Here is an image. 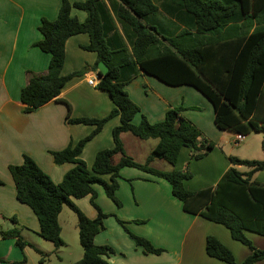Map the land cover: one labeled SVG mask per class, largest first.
Listing matches in <instances>:
<instances>
[{
	"label": "trees",
	"instance_id": "16d2710c",
	"mask_svg": "<svg viewBox=\"0 0 264 264\" xmlns=\"http://www.w3.org/2000/svg\"><path fill=\"white\" fill-rule=\"evenodd\" d=\"M250 4V0H61L55 19H40L41 38L32 45L49 53L50 59L45 71H25L26 81L20 91L23 112L35 111L56 99L69 79L85 72L83 68L61 74L65 41L77 33L89 36V43L81 47L96 52L93 68L98 72L100 61L108 66L96 87L106 91L114 105L102 118L69 117L67 113V122L94 125V129L76 143L70 142L65 148L51 152L56 164H74L59 183L53 182L27 154L20 164L8 166L17 199L28 205L38 219L37 234L56 249L64 244L58 221L62 207L67 205L75 212L83 254L71 264H109L104 255L112 249L93 241L104 229L103 219L107 216L95 202L94 186L101 185L107 197L119 205L115 191L119 170L125 166L167 180L185 212L224 225L233 239L251 250L237 263L228 247L208 235L205 250L209 256L227 264H254L264 258V249L255 248L244 232L249 230L264 236V183L251 181L253 173L264 169V158L244 159L231 155L229 160L233 166L214 186L188 190L183 180L191 177V173L174 168L180 149L188 148L190 157L198 159L214 147V142L182 115V106L169 107L161 121L151 123L141 115L140 121L133 123L140 108L124 89L139 70L170 85L189 84L211 102L214 122L219 129L242 135L264 131V122L253 118L264 84V27L236 39L221 40L220 33L222 27L246 14ZM253 4L263 6L264 0H254ZM71 8L85 11V19L81 21L71 15ZM172 18L177 24L165 30L164 22ZM114 115L120 118V123L112 129L114 145L98 150L89 170L80 157L81 150ZM122 134L134 140L135 147L148 139H154L155 143L140 161L136 159L134 145L127 146ZM262 149L264 151V143ZM155 161L170 168L162 169ZM234 165L249 169L241 172ZM106 174L108 181L103 178ZM86 195L97 210L95 218L87 217L72 201ZM115 218L143 253L162 251L147 238L132 233L126 221ZM9 219L17 223L15 217ZM0 237L14 238L20 249L27 244L15 226L0 230ZM25 262L24 256L10 264Z\"/></svg>",
	"mask_w": 264,
	"mask_h": 264
},
{
	"label": "crops",
	"instance_id": "0c3cea01",
	"mask_svg": "<svg viewBox=\"0 0 264 264\" xmlns=\"http://www.w3.org/2000/svg\"><path fill=\"white\" fill-rule=\"evenodd\" d=\"M250 2L246 14L238 21L221 28V40L236 39L244 33L249 34L264 27V5L258 7L253 4L254 0ZM60 3L61 0H0V230L12 228V224L19 229L25 227L26 230L30 228L36 232L39 229L33 210L16 197L8 166L20 164L23 155L27 154L53 182L59 183L74 164H56L51 152L65 148L70 142L76 143L94 129V125L67 122V113L69 117L102 118L114 106L109 94L96 87L99 80L96 76L98 72L93 68L96 52L81 47L89 43L88 34L77 33L65 41L61 74L83 68L86 69L85 72L69 79L56 99L35 111L23 112L20 91L25 85V71H45L50 59L49 53L32 45L41 38L38 30L40 19H55ZM70 13L81 21L86 17L85 11L76 8H71ZM176 24L172 18L165 21L163 27L167 30ZM117 27L121 32L118 23ZM89 78H94L95 84H89ZM124 89L140 108L132 119L133 123L137 124L141 115L151 123L161 121L169 107L182 106V115L214 142V147L198 159L190 157L188 148L180 149L174 168L191 173V177L183 180V185L188 190L196 191L214 186L221 175L233 166L229 160L231 155L244 159L264 158L260 154L248 157L245 153L235 151L232 145L240 143L244 138L235 143L237 133L219 129L215 125L213 105L192 85H170L139 70L124 85ZM253 118L264 122V84ZM119 123V115L110 117L82 148L80 157L89 170L98 150L113 147L112 129ZM252 132L264 133L263 130ZM122 139L126 140L127 146L136 145L127 134H122ZM136 148L143 149V144H138ZM148 152L141 155L142 159ZM154 163L162 169L170 168L158 161ZM234 166L241 172L249 169L244 165ZM103 178L108 181L109 175L106 174ZM251 181L264 183V169L253 173ZM117 182L115 196L119 205L107 197L101 185L94 186L95 202L107 216L103 219L104 229L94 236L93 241L112 249L104 255L109 264H227L206 253L205 238L208 235L215 236L228 247L237 263L251 253L248 246L232 238L224 225L199 214L185 212L182 202L172 194L167 180L136 167L125 166L119 170ZM72 201L87 217H96L97 210L90 203L89 195ZM65 206L71 209L67 205L62 207L58 215L59 224ZM115 216L126 221V226L132 233L147 238L154 247L161 248L162 251L158 254L143 253ZM10 217H15L17 223L11 221V224L7 220ZM73 230L78 234L77 220L73 224ZM244 232L255 248L264 249L263 235L249 230ZM10 239L0 237V259L4 260L0 264H10L24 257L22 249L13 246ZM74 261L76 259L69 261V264ZM254 264H264V258Z\"/></svg>",
	"mask_w": 264,
	"mask_h": 264
},
{
	"label": "rangeland",
	"instance_id": "374dc122",
	"mask_svg": "<svg viewBox=\"0 0 264 264\" xmlns=\"http://www.w3.org/2000/svg\"><path fill=\"white\" fill-rule=\"evenodd\" d=\"M141 142H143V149L141 150L137 151V148L134 145L136 149V159L139 160L142 159L141 155L149 151L155 140L148 139ZM262 142H264V133L252 132L245 136L243 141L238 144H233L232 147L235 149V151H238L241 154L245 153L246 155H248V157H254L258 154L263 155L262 157H264L263 149L261 147ZM7 220L11 222L10 219ZM59 220L62 228L60 237L63 240L64 244L57 249L50 241H47L40 237L33 229L29 228L28 230H26L25 227L23 229L20 228L21 236L27 242V244L22 248V251L26 258L25 264H69V261H72V259L78 260L82 257L83 251L79 243V236L73 230V224L77 220L75 212L65 206ZM4 227L5 226H3V229H5ZM12 227H14L13 224ZM10 240H12L13 246L20 249L15 244L14 238H11ZM37 250H39L40 252H38ZM42 257L44 258V261L41 262L40 259Z\"/></svg>",
	"mask_w": 264,
	"mask_h": 264
},
{
	"label": "water",
	"instance_id": "95a60500",
	"mask_svg": "<svg viewBox=\"0 0 264 264\" xmlns=\"http://www.w3.org/2000/svg\"><path fill=\"white\" fill-rule=\"evenodd\" d=\"M108 69V66L104 62H98V73L96 75L97 78H100V76L106 73Z\"/></svg>",
	"mask_w": 264,
	"mask_h": 264
},
{
	"label": "built area",
	"instance_id": "2783aa9c",
	"mask_svg": "<svg viewBox=\"0 0 264 264\" xmlns=\"http://www.w3.org/2000/svg\"><path fill=\"white\" fill-rule=\"evenodd\" d=\"M87 82L89 83V84H95V82H94V78H89L88 80H87ZM244 138V135H242V134H236L235 135V139H234V142L235 143H238L239 141H241L242 139Z\"/></svg>",
	"mask_w": 264,
	"mask_h": 264
}]
</instances>
